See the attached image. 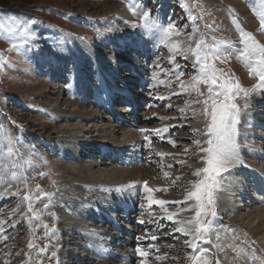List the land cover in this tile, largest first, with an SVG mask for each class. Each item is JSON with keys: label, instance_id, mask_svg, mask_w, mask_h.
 Listing matches in <instances>:
<instances>
[{"label": "rangeland", "instance_id": "374dc122", "mask_svg": "<svg viewBox=\"0 0 264 264\" xmlns=\"http://www.w3.org/2000/svg\"><path fill=\"white\" fill-rule=\"evenodd\" d=\"M123 10L130 11L126 19L121 13ZM146 10L151 13L147 20L142 18ZM262 14L264 0L0 2V224L3 225L0 229V264H95L99 251L123 254L126 249L117 245L120 231L126 229L131 232L133 227L131 221L124 218L123 208L127 205L138 216L140 212H147V204L143 201V195L139 194V189L133 187L134 183L112 185L108 176L116 168H129L130 172L147 168L157 181L168 188L169 192L165 195L170 199L168 201L188 200L187 208L192 210L189 218L195 216L196 201L186 197L194 191L193 185L204 178L202 174L197 176L195 173L205 167L202 159L205 154L200 149L206 144L198 145L194 141H206L204 133L210 117L201 114L203 105L195 103L201 99L196 92L180 88L182 82L187 85L193 77L200 75L199 68H193L195 56L187 49L189 46L195 49L196 42L203 38L210 53L213 52V46L218 47L220 55L231 53L227 60L217 59L212 62L223 71L226 78L238 82L243 89H251L257 79L250 74L237 53L242 48V31L251 34L257 43L264 45V29L260 23ZM169 21L181 30L165 39L162 29ZM136 41L150 47L149 57L145 58L139 52L140 57L136 51L132 52L133 56L129 52L128 57L122 52L120 61L123 63V59L127 60L128 57L132 63L136 59L134 57L139 56L134 63H138L137 71L144 72L142 76H145L146 83L130 89L136 96V103L140 102V107L134 113L135 118L129 115V106L124 101L117 111L123 113L128 118L127 123H132V130L138 132L130 134L131 139L140 141L135 142L136 146L130 156L120 153L119 157L110 160L97 153V150L79 144L92 136L90 140H95L96 145L104 143L114 146L112 149L120 150L126 144V138L114 129L118 128L116 123L122 125L123 119L94 104L84 107L87 101L96 100L91 92L86 94L82 89L97 86L101 76L105 78V75H114L115 71L121 75L123 71L119 69L125 66L119 68L105 61L97 67L103 68L99 74L88 52L95 51V48L115 54L123 45L130 48ZM173 44H178L185 51L178 52L176 56L170 55ZM177 66L185 73L179 78H175ZM127 70L122 74L132 78L134 68L128 66ZM199 87L202 92H206L205 85ZM259 98L264 99V93L256 91L247 97L241 93L235 101L241 108L236 137L238 161L242 159L245 163L240 162L239 165L237 161L218 181L212 206L216 216L227 214L226 209L220 211L219 204L221 200H224L226 207L231 204L229 200L233 198L232 191L228 188L241 189L246 175L241 168L255 164L264 167L255 154H248L251 150L247 148L249 145L244 144V139H248L251 131L260 129V134L264 136V127L255 126L251 129V124L244 122L252 116L257 119L264 116V108H255ZM58 101L59 105L55 106ZM74 107L82 112L81 115L74 116L70 112ZM87 109L95 111L97 116L93 119L98 125V130L93 129L89 135L79 132L70 124L74 122L70 118L83 119L81 116L85 115ZM250 120L253 124L252 118ZM104 123L106 129L104 126L100 128ZM127 128L131 129V126ZM141 132L143 134L139 136ZM262 142L264 145V140ZM142 144L146 149L141 148ZM100 148L104 149L103 146ZM86 150L88 152H84ZM90 151L96 152L81 156ZM95 162L102 164L100 169L95 167V170L103 174L101 177L74 173L69 166L74 163L84 169ZM106 169L112 170L104 175ZM260 192L251 191L246 201L253 200L255 203V197ZM24 196L30 197L31 210L29 202L23 200ZM133 197L141 199L138 211V204L130 203ZM117 202H121L122 207H113ZM240 202L239 211L230 213L214 236H217V242L222 246H225L223 240L226 237L230 239L228 245L231 255L242 251L239 247L243 246L247 251L251 250L253 255L256 253L255 257L261 256L254 235L242 229L237 220L240 213L246 211L244 201ZM104 218L116 221L117 228H113L110 221H104ZM207 219L212 218L209 216ZM168 226H155V229H159L160 240L173 231ZM71 229L73 231L70 232ZM210 233L214 234L208 230V235L202 238H205V242L201 239L194 242L202 245L212 243L213 234L210 236ZM191 239L189 237L184 240L183 244ZM127 243L131 244V241ZM94 244L100 248L98 251L93 247ZM151 244L148 248L152 249L154 256L157 255L156 260L150 261L151 264H184V259L189 260L192 255L189 248L183 251L162 250V247L169 249L181 245L180 241L161 240L156 244L157 247ZM72 248H76V251H71ZM109 255L99 264H115L116 260L109 258ZM139 260H131L130 263L142 264Z\"/></svg>", "mask_w": 264, "mask_h": 264}, {"label": "bare ground", "instance_id": "6f19581e", "mask_svg": "<svg viewBox=\"0 0 264 264\" xmlns=\"http://www.w3.org/2000/svg\"><path fill=\"white\" fill-rule=\"evenodd\" d=\"M129 12H128V10L121 11V13H122V15H123V17L125 19L127 18ZM132 45L133 46H131V47H133V49L131 47L128 48V47L123 45V47L119 51L117 49L115 54H109L108 52H105V51H102V50H96L95 48H93L95 51H89L88 52V54L92 58L91 62L95 64V68H96V70H97V72L99 74L103 72V68L99 69L97 67L99 66V64L101 66V63L102 62L104 63L105 61H107V63L113 64V66L116 65L119 68L125 66L124 68H121V69L117 68V69H119V71L121 70L123 72H126V71L128 72V70H127L128 66L129 67H133L134 70H135L134 74L131 72L132 78L128 74H122L123 72L121 73V75H119L120 72H118V71H115L114 75H112V74H110V76L109 75L108 76L105 75V78L104 77L102 78V76L99 75V76H101V80L97 82L98 83L97 86H93L92 89L90 87H85L84 89H82V92H84L86 94L91 92V96L92 97L97 96V95L100 96L101 94H104V93L105 94L107 93V95L109 93L115 94V96L113 97L114 100H113V103H112L113 107L111 106V110L112 111L114 110L115 112H113L111 114L113 116H115V117L119 115V116H121V119H123L122 125H120L119 123L115 124V126L118 127V128H115L114 131L116 133H121L126 138V139H124V141L126 142L124 147H120L119 148L120 150H116V149H112V148H114V146L108 145V144H104V143H101L102 145L100 144L98 146V145H96V143H94L95 140H90V139H92V136H91V138L88 141L84 142L83 144H79L80 146H83V147H85L87 149L97 150V153H101V155H104L105 157H107L110 160L112 158L118 157V155H120V153L128 156L131 152L134 151V146H136L135 142H139L140 141V140L134 141L133 138L131 139L132 136L130 137L129 135L130 134L131 135H133V134L135 135L138 132H136L135 130H132V123L128 124L127 123L128 122V120H127L128 118H126V116H124L123 113H120V112L117 111V108L120 105L123 104L122 102L126 98L130 99L133 102L134 105L137 104L136 107H135V110H134V108H129V112H130L129 115H131L132 117H134V113L135 112L137 113L138 107H140V102L136 103V101H137L136 98H135L136 96H134L133 91L130 89V87H136V86L141 87V83H139L141 81L140 80L137 81V80H138V78L144 80L145 76H142V75H144V72H140V71L136 70V69H138L137 66H136L138 63H134V62L136 60H138V58L140 56V53H141V56H144L146 58V57H149V55L151 54V51H150V47L149 46H147L145 44H142L139 41H136ZM125 50L128 51V52H125ZM135 51L137 52V54H139V56H135L134 55L135 56L134 58H136V59H134L135 61L131 63L128 60V57H129L128 54H129V52H131V55H132V52H135ZM122 52H123V54H126L128 56L127 60L123 59V60H125V62H123V63L120 61L121 57H123ZM177 53L178 52L172 51V53L170 55H173V56L175 55L176 56ZM133 64L135 65V67L133 66ZM129 73H130V71H129ZM143 82H145V80ZM119 91H123V92L127 93L126 94L127 97H124L123 94L119 93ZM59 103H60L59 101L56 102L55 106H58ZM89 104H94V106L97 105L98 107H100V105L96 101H92L91 102L90 100H89V102L87 101L84 104V107L86 105H89ZM255 104H256L255 108L256 107L257 108H259V107L264 108V99H260L259 98L255 102ZM70 112L73 115L74 114L75 115H77V114L81 115V113H82L81 111H78V109L75 108V107H74L73 110H70ZM84 114H85L84 116H81V117H83V119L82 118L81 119L80 118H76V119L70 118V120L71 119L74 120V122H72L70 124L74 125V127L79 132H81V133L84 132L85 134L89 135L90 132L93 129L94 130H98L96 128L98 125L96 123H94V119H93L97 115H96L95 111H93V110L92 111H88V109H87V111ZM74 116H72V117H74ZM251 118H252L253 124L251 123V120H250ZM251 118L249 117L247 120H244V122L246 121L247 124H251V126H252L251 129L254 128L255 126H257L255 128L264 127V116L259 117L258 118L259 120L257 118H254L253 116ZM131 119H133V118H131ZM130 126H131V129L129 128L130 129L129 130L127 127H130ZM102 127L104 129H106V124L104 123V125H102L100 128H102ZM254 131H251L252 133L248 135V139H246V138L244 139L245 140L244 144L246 146L249 145L247 148H248L249 151L251 150V152H249L248 154L251 155V156H253L255 154V157H257V159H259V160L261 159V162L264 164V145H263V142L261 143V141L264 140V136H262V134H260V132H261L260 129H257V130H254ZM142 134L143 133L141 132L139 134V136L142 135ZM141 140H142V138H141ZM92 143L95 144V145H88V144H92ZM102 146L106 150L105 153H104L105 150L100 148ZM106 148H109V149H106ZM141 148L142 149L143 148L146 149V146L142 144ZM124 150H125V152H124ZM81 151L83 152V150H81ZM84 152H88V150H86ZM95 152L96 151H90L88 154L87 153H82L81 156L85 157V155H90L91 153L93 154ZM241 160L242 159H240L238 161L239 165H240V162H244L245 163V161H243V160L241 161ZM123 163H126V162H123ZM69 166H70L72 172H74V173H76V172L80 173V174H86L87 173V174H90L91 177H95L96 175L101 177V175H103V174H101V172H99V170H95V167L97 168V166H98L99 169H100V166H102V164H100V162L99 163L98 162L90 163L84 169H82V168L80 169L79 166L74 164V163L69 165ZM128 169L129 168H127V169H118V168H116V170H114L110 174L108 172H110L112 169H106L104 171V175L109 174L108 178H109V181L112 182V185H117V184L126 183V182L134 183L133 187L134 188H138L139 189V194H142L143 197L145 195V193L143 192V185L145 184V182H147L148 186L150 188H152L153 190L158 189V188L159 189H163V191H153L152 195H153V197L155 199L164 200V201H167V202H172V201H168L170 199L165 196L169 192L168 188L164 187V185L161 182L157 181L156 178H155V175L152 172H149L147 168H143L142 170L141 169L132 170L133 172H130ZM241 170L244 173H246L244 181L242 183L243 185H242L241 189L238 190V189H232L231 187L228 188V190L232 191V197L233 198H231L232 200H229L231 202V204H229L226 207L224 200H221V202L219 204L220 207L218 206L220 211L221 210H225V209L227 210L226 216H224L223 214L221 215L220 211H219L220 215L215 216V219L212 221V227L210 228L211 229L210 232H214V234L210 233V236L213 234V236H212L213 242L212 243L207 242L206 245H202L201 243L200 244L197 243L196 244L197 247L194 250L190 246H188V244H186V243L183 244L184 240H187L190 236H185L182 233L175 232L174 229L178 225L176 223H170V222H168L166 220V212L177 213L178 215H176L174 217V219L177 220V221L190 219L189 218V216H190L189 214H191L192 210H191L190 207L187 208V206H189V201L188 200H184V201L180 202L179 204L167 203L166 206H165V208H166V211H165L163 209H160L159 207H154L153 209L150 210L148 208L147 201L143 198V201L146 202V204H147L146 208H145L147 212H144V214L140 212V213H138V216L135 215V213H133L131 211V209L130 210L128 209L129 207H127V205L123 208L124 209L123 211L125 212L124 213L125 214L124 218H126L127 221H129V222L131 221V225L133 224L132 225L133 226L132 227V231L130 232L129 230H126V229H125V231H124V229L121 230L120 231L121 232V237L119 238L120 240H117V245L121 246L123 249H126V251L123 254H120V255H118L116 253H111L110 254L106 250L105 251L104 250L103 251H99L100 253H97V258H95L96 259L95 260V262H96L95 264H99V262L104 261L105 260V256L109 255V254H110L109 258L116 260L115 264L121 263V262H122V264H132V263H130L131 260H137L139 258H140V260H139L140 263H142V264H151L152 262H150V261L156 260L155 257L157 255L154 256V254H152V251H151L152 249L148 248L149 245L152 243L151 245L155 244V246L157 247L156 244L160 243L161 240H165V239L166 240L170 239V240H173L175 242H179L180 241L181 245L171 246L169 249L168 248H164V247L161 246L163 251H167V250H170V249H174V250L175 249L176 250L179 249L181 251L188 250V248L191 249L192 255H191V257H189V260L184 259V262H185L184 264H203V262L205 260L208 261V264H217V261H219V264H259L260 262L264 261V258H263L264 255H262V254H264V167L262 168V166L261 165L258 166V164H255L253 166H249V165L246 166L245 165V166H243L241 168ZM227 187H229V186H227ZM256 190L257 191H261V192L255 197V203H253V200H247L246 201V199L248 198L247 196L250 195L251 191H256ZM174 193H176V192H174ZM140 200H141L140 197H137L136 199H135V197H133L130 200L131 204H135V203L138 204L137 207H136L137 211L140 208V202H141ZM240 201H244L245 206H246V208H244V209H246V211L243 212V213H240V216H239V218H237V220H238L239 224L241 225L242 229H244L246 232H250V233H252V235H254V238H255L256 244H257V248L260 249V251H261V256L258 255L257 257H255L256 253H255V255H253V253H251V250L247 251V249L244 248L243 246L239 247V248H242V251L233 253L231 255L230 246L228 245V243L230 242V239L226 237L223 240V244L225 246H222V245L219 244V242H217L218 241L217 238H216L217 236H214V235H217L216 232H218L219 226L224 222V219H226L228 217V215H230V213H232L233 211L234 212L235 211H239L238 209H240L241 203H242ZM116 206L117 207H122L121 202L120 203H118V202L114 203L113 207H116ZM185 208H187L188 210L187 211H182V209H185ZM136 216H137V220L133 222V219H134V217L136 219ZM153 217L156 218V222H157L156 224H152V223H145L144 225L138 224V220H140L141 218L145 219L146 221H151ZM161 217H165V219H160ZM103 220L104 221H108L109 220L111 225L113 226V228L116 227V224H115L116 221L114 222L113 220H110L108 218H104ZM72 222H74V221H72ZM110 223L108 222V225H110ZM79 224H82V223L79 222ZM157 224H160L161 226L162 225H164V226L171 225V227H169V226L168 227L170 228L169 230H173V231H170L169 234H167V235H170V236L165 235V236L162 237L161 240L158 238L159 240H156V241L153 242V241H151V237L150 236L151 235L152 236L155 235V236L158 237L159 231H157V230H159V229H155V226ZM146 228H152L153 229L152 231H150L151 233L149 232L150 233L149 235L145 234L144 229H146ZM156 228H158V227H156ZM214 228H216V230H214ZM120 229H122V228H119V230ZM66 230H67V228H66ZM69 231L71 232L73 230L71 229ZM95 234L100 235L97 232ZM139 235H141V236H139ZM83 236H85V235L83 234ZM128 236H130V238H128ZM128 241H131V244L127 243ZM201 241L205 242V238H204V240L201 239ZM96 244H94L93 247L95 248L96 251H98L100 248ZM145 246H146V248H145ZM131 247H132V249H131ZM137 248L143 249L144 251L148 252L149 255L147 257L141 258V256L137 252ZM150 248H151V246H150ZM148 249H149V251H148ZM205 249H207V251H205ZM73 250L76 251V248L75 249H73V248L71 249V251H73ZM72 258L76 259L75 257H72ZM76 262H78V261H76ZM79 262H80V260H79ZM80 263H82V262H80Z\"/></svg>", "mask_w": 264, "mask_h": 264}, {"label": "snow or ice", "instance_id": "6c2138e0", "mask_svg": "<svg viewBox=\"0 0 264 264\" xmlns=\"http://www.w3.org/2000/svg\"><path fill=\"white\" fill-rule=\"evenodd\" d=\"M150 10H146L142 13V18L147 20L150 16ZM260 23L262 29H264V14L260 16ZM135 26V25H134ZM146 27L148 25H145ZM239 27V25H237ZM181 29H176L174 23L169 21L167 26L162 29V33L165 39L177 34ZM240 44L242 48L237 53L238 57L243 60L245 66L248 68L251 75L257 79V83L251 89H243L238 82H234L225 77L222 70L217 69L212 62L217 59L227 60L228 55H220L218 47L213 46V52L208 51L209 46L205 44L203 38L195 44V49L191 46L187 51L192 52L195 56L193 68H199L200 75L193 77L187 85L183 82L180 88L188 92H196L201 99H197L195 103L203 105L202 115L210 117V120L206 123L207 136L206 141H194L196 144L204 143L205 147L200 149L205 155L202 157L205 167L198 169L195 175H203V179L196 182L193 187L194 191H191L186 199H192L196 201L195 216L187 220H175L174 217L177 213L166 212V220L170 223H176L178 226L174 229L175 232L182 233L185 236H190L192 239L185 241L192 249H196L197 245L193 241L200 240L208 235V230L212 227V221L215 219L216 213L212 208L214 204L213 193L216 189L218 181L222 175L228 172L229 167L238 161L237 152V140L238 124L240 123L241 108L235 102L241 93L247 97L250 93L260 91L264 93V45H260L256 42L253 36L247 32L240 33ZM172 50L176 52H184L185 49L179 47L178 44L172 45ZM175 78L184 75L183 69L179 66L175 69ZM206 86V92H202L199 85ZM179 94V93H177ZM157 99H165L163 97H157ZM247 106V105H245ZM170 107V105H169ZM183 112V109H180ZM144 131V130H141ZM159 131V130H158ZM165 132L168 129H164ZM148 140V137H145ZM150 143V141H149ZM187 151V149L185 150ZM122 191V190H121ZM153 191H163V189L150 188L145 182L143 185V192L145 193L144 199L147 201L148 208L151 210L154 207H159L166 211L167 203L179 204V201L167 202L164 200L155 199L152 195ZM43 199V197H41ZM23 200L29 202V209L31 210L32 201L29 196H24ZM47 208L48 206L45 205ZM143 207V205H141ZM188 209H182L187 211ZM210 210V211H209ZM211 216L212 219H207ZM160 219H165L161 217ZM138 223L143 225L145 223L156 224V218L153 217L151 221H146L141 218ZM3 225L0 224V229ZM152 228L144 229L145 233L152 231ZM157 236H152L151 241H156ZM32 247V245H29ZM207 251V249H205ZM137 252L141 258L147 257L148 252L141 248H137ZM55 255V253H53ZM203 264H208L205 260ZM217 264L219 262L217 261ZM264 264V261L261 262Z\"/></svg>", "mask_w": 264, "mask_h": 264}, {"label": "trees", "instance_id": "16d2710c", "mask_svg": "<svg viewBox=\"0 0 264 264\" xmlns=\"http://www.w3.org/2000/svg\"><path fill=\"white\" fill-rule=\"evenodd\" d=\"M0 2L8 3V0H0Z\"/></svg>", "mask_w": 264, "mask_h": 264}]
</instances>
